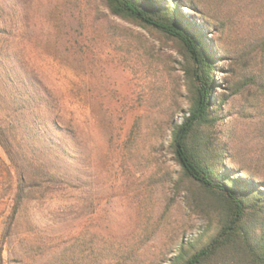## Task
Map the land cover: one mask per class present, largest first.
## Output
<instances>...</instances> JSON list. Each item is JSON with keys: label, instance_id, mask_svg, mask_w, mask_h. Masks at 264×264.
Listing matches in <instances>:
<instances>
[{"label": "rangeland", "instance_id": "obj_1", "mask_svg": "<svg viewBox=\"0 0 264 264\" xmlns=\"http://www.w3.org/2000/svg\"><path fill=\"white\" fill-rule=\"evenodd\" d=\"M195 1L228 23L224 33L207 29L214 97L227 99L215 141L225 167L264 185V91L228 87L264 82V0ZM10 53L23 66L15 71L31 72L69 122L76 147L67 158L57 145L39 146L53 115L13 107L21 86L5 87L2 70L0 123L11 130L28 117L42 122L34 140L12 130L15 149L67 170L75 185L24 205L6 235L16 179L0 147V264H167L180 243L214 230L203 211L209 202L180 179L170 149L172 127L189 107L186 61L172 40L115 16L104 0H0V65Z\"/></svg>", "mask_w": 264, "mask_h": 264}, {"label": "trees", "instance_id": "obj_2", "mask_svg": "<svg viewBox=\"0 0 264 264\" xmlns=\"http://www.w3.org/2000/svg\"><path fill=\"white\" fill-rule=\"evenodd\" d=\"M104 2L115 16L168 37L176 44L186 61L189 107L182 120L172 127L170 149L180 167V179L195 187L197 193L209 202L210 208L203 211L207 215L209 227L214 230L208 234L202 232L180 243L167 264H264V185L247 177L237 176L233 170L225 167L223 148L216 143L214 137V129L221 120L222 107L227 99L217 93L214 97V74L218 68L216 54L209 51L207 45V29L212 27L216 28L217 33H224L223 26H228V23L218 20L215 14L195 0H187L184 6L197 12L198 17L184 14L181 10L184 6L180 0ZM220 46L225 52L222 44ZM6 57L7 63L2 62L4 65H0V70L4 72V86H21L10 98L13 107H20L21 112L26 111L30 116H38L40 109H46L53 115L52 133L47 137V142L44 138H39V146L46 149L45 144L49 143L47 150L53 151L51 149L57 145L68 158L69 151L76 147L70 139L73 132L69 122L60 114L56 104L50 101L47 91L36 84L38 81L31 72L15 71L16 67L21 66L16 55L10 53ZM18 74L29 77L30 82H18L13 78ZM247 85L264 91V82L255 81L254 78H246L242 85L230 82L228 87L238 94ZM30 122L28 117L24 127L13 125L11 130L0 123V147L7 156L16 179L6 235L10 234L17 223L24 205H30L38 195L44 197L48 192H61L75 185L67 170L55 171L51 164L31 159L22 150L15 149L11 139L12 130H19L22 135L27 134L32 140L36 139V133L39 132L37 126L42 122L36 120L35 125ZM40 130L43 134L48 133L45 126ZM43 158L46 159V156L43 155ZM62 236L58 235L57 241ZM68 239L81 240L80 237ZM43 244H54V241L45 240Z\"/></svg>", "mask_w": 264, "mask_h": 264}, {"label": "bare ground", "instance_id": "obj_3", "mask_svg": "<svg viewBox=\"0 0 264 264\" xmlns=\"http://www.w3.org/2000/svg\"><path fill=\"white\" fill-rule=\"evenodd\" d=\"M186 11V10H185Z\"/></svg>", "mask_w": 264, "mask_h": 264}]
</instances>
